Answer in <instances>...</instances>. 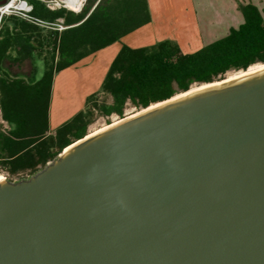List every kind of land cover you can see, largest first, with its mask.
I'll return each mask as SVG.
<instances>
[{"label": "water", "instance_id": "obj_1", "mask_svg": "<svg viewBox=\"0 0 264 264\" xmlns=\"http://www.w3.org/2000/svg\"><path fill=\"white\" fill-rule=\"evenodd\" d=\"M179 95L1 181L0 264H264V69Z\"/></svg>", "mask_w": 264, "mask_h": 264}, {"label": "trees", "instance_id": "obj_2", "mask_svg": "<svg viewBox=\"0 0 264 264\" xmlns=\"http://www.w3.org/2000/svg\"><path fill=\"white\" fill-rule=\"evenodd\" d=\"M34 14L62 18L69 26L60 33L9 17L0 30V112L8 125L0 128V169L12 176L33 175L74 142L88 135L96 111L124 117L127 105L145 109L191 90L195 84L224 79L232 70L264 64V9L239 2L243 23L193 53L171 40L132 48L122 45L101 87L85 107L56 129L50 127L54 77L151 22L148 0H83L80 11L52 10L32 0ZM24 50L33 69L30 77L14 76L5 68L13 53ZM18 59V58H17ZM43 62L37 77L36 61ZM102 92L111 103L100 102ZM11 176V177H10ZM13 181V180H12Z\"/></svg>", "mask_w": 264, "mask_h": 264}, {"label": "crops", "instance_id": "obj_3", "mask_svg": "<svg viewBox=\"0 0 264 264\" xmlns=\"http://www.w3.org/2000/svg\"><path fill=\"white\" fill-rule=\"evenodd\" d=\"M227 1V11L224 10L222 12L221 9L217 10L213 8L211 13L212 17L211 19H207L206 23L203 19L199 18L198 14H196L194 18H188V21L184 22L182 26L172 27L171 25H165L160 19H157L160 20V22L158 21L157 24H154L156 23L154 15L155 13H160L159 15L162 14L161 12L165 5V0H148L152 15L150 23L123 37L120 42H115L114 44L83 59L77 64L62 70L54 77L53 92L50 103L51 129H56L79 110L83 109V105H79V107L77 104L76 111L67 115L68 111L75 107L76 103L71 100L72 102L70 105L67 104L65 106V104H60L58 99V89L60 90V88H58L59 85L61 87L62 85H68V88H70V86L74 87V89L78 88L79 94H87V97L95 93L100 89L111 62L124 44L132 48H139L150 46L168 39L177 43L184 53H193L226 36L232 27L236 28L243 23V16L239 10L237 0ZM249 2L255 4L261 10L264 9V0H242V3ZM153 25H155L154 28ZM109 49L112 50L110 51ZM92 57L93 60L90 61V66L86 63L85 67H80L81 64L83 66L85 65L83 64L84 61L88 59L91 60ZM77 67L79 68V71L75 70ZM72 83H74V85ZM90 84H93V87H91L93 89L88 93V91L83 90V87H87Z\"/></svg>", "mask_w": 264, "mask_h": 264}, {"label": "rangeland", "instance_id": "obj_4", "mask_svg": "<svg viewBox=\"0 0 264 264\" xmlns=\"http://www.w3.org/2000/svg\"><path fill=\"white\" fill-rule=\"evenodd\" d=\"M226 2L228 1L227 0H165V5L163 6V10L161 12L162 14L159 15L160 13L159 14L155 13L154 15L155 20H156V23L154 24H157L158 21L160 22V20H162L163 23L167 26L171 25L172 27L173 26L180 27L182 26L184 22L188 21V18L189 19L194 18L196 14H198L199 18L203 19L204 22L206 23L207 19H211L212 17L211 13H212L213 8L217 10L221 9L222 12L224 10L227 11L226 6L228 4ZM237 2L238 4L239 2L242 3V0H237ZM205 11L207 12L210 11V12L207 13ZM150 13H151V9H150ZM157 19H160V20H157ZM154 27L155 25H153V28ZM18 50H19V54L13 53L12 59H9L6 62L5 67L14 76L30 77L31 76L30 72H32L33 64L24 50L22 49H18ZM109 50L111 51L112 49H109ZM92 60H93V57L91 58V60L88 59L84 61L83 64L85 65L83 66L81 64L80 67H85L86 63H88V66H90L89 63ZM36 66H37L38 77H40L44 69L43 62L40 60L36 61ZM263 66H264L263 63H257V64L250 66L247 70H238V71L232 70V71L227 72L224 75V79H233L239 75H242L243 73H247L249 71L260 69ZM75 70L79 71V68L77 67ZM72 84L74 85V83ZM206 85L208 84H201V85L195 84L192 86L190 91H194L195 89L202 87V86H206ZM91 87H93V84H90L87 87H83V90H86L89 93L93 89ZM58 88H60V90L58 89V99L61 105H64V104L65 106L67 104L70 105L72 101L76 103L75 107L68 111L67 115H70L71 113H74V111H76L75 109H77V104L78 106L83 105V108L85 107L87 94H84V93L79 94L78 88L74 89V87L72 86L68 88V85L66 86L62 85V87L59 85ZM97 100L100 102L104 101L107 103H111V97L102 92H100L97 95ZM140 111H142V109L136 108L132 106L130 103L127 105L123 118H120L117 115L105 117L100 112L96 111L94 122L89 127L88 135H91L92 133H95V132L97 133L101 131L102 129L108 127L109 125L117 123L124 118L131 117ZM1 127L7 128L8 125L2 120L1 112H0V128ZM27 175H28L27 173L15 175V176H12V180L16 181L21 178H27L29 177ZM5 176H8L7 172L3 169H0V177H5ZM6 180H9V177H7Z\"/></svg>", "mask_w": 264, "mask_h": 264}, {"label": "built area", "instance_id": "obj_5", "mask_svg": "<svg viewBox=\"0 0 264 264\" xmlns=\"http://www.w3.org/2000/svg\"><path fill=\"white\" fill-rule=\"evenodd\" d=\"M52 10L64 9L66 11L78 12L81 9L83 0L78 6H72L68 0H38ZM13 17L27 22L44 32L60 33L67 29L62 18L48 20L34 14V5L32 0H7L0 5V30L6 18ZM8 176H5L6 179Z\"/></svg>", "mask_w": 264, "mask_h": 264}, {"label": "bare ground", "instance_id": "obj_6", "mask_svg": "<svg viewBox=\"0 0 264 264\" xmlns=\"http://www.w3.org/2000/svg\"><path fill=\"white\" fill-rule=\"evenodd\" d=\"M68 2L70 3V4H72V6H78L80 3H81V0H68ZM261 69H264V66L262 67V68H260V69H257V70H254V71H249V72H247V73H243L242 75H239V76H237V77H241V76H245V75H248V74H251V73H254V72H256V71H258V70H261ZM237 77H235V78H237ZM206 86H209V84L208 85H206ZM206 86H202V87H199V88H197V89H195V90H199V89H202V88H205ZM194 90V91H195ZM190 92H193V91H189L188 93H190ZM188 93H184V94H188ZM184 94H182V95H179V96H183ZM155 106H157V105H152L150 108H153V107H155ZM134 116V115H133ZM122 120H124V119H122ZM122 120H120V121H122ZM119 121V122H120ZM118 123V122H117ZM115 124V123H114ZM110 126V125H109ZM108 126V127H109ZM108 127H106V128H108ZM106 128H104V129H106ZM104 129H102V130H104ZM101 130V131H102ZM101 131H99V132H101ZM99 132H97V133H99ZM96 132L95 133H92L91 135H88L86 138H88V137H91V136H93V135H95V134H97ZM69 148V147H68ZM4 180V177H0V182L1 181H3Z\"/></svg>", "mask_w": 264, "mask_h": 264}]
</instances>
